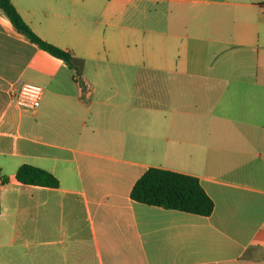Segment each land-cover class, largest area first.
Returning <instances> with one entry per match:
<instances>
[{"label":"crops","instance_id":"obj_1","mask_svg":"<svg viewBox=\"0 0 264 264\" xmlns=\"http://www.w3.org/2000/svg\"><path fill=\"white\" fill-rule=\"evenodd\" d=\"M136 1L11 0L81 78L0 8V264H264V0L226 25ZM21 79L44 88L35 109L13 100ZM25 163L59 186L18 182ZM150 167L198 177L213 212L133 200Z\"/></svg>","mask_w":264,"mask_h":264},{"label":"trees","instance_id":"obj_2","mask_svg":"<svg viewBox=\"0 0 264 264\" xmlns=\"http://www.w3.org/2000/svg\"><path fill=\"white\" fill-rule=\"evenodd\" d=\"M0 8L20 33L41 49L63 60L76 71L78 78H81L84 58L41 38L22 18L11 0H0ZM16 179L24 185L59 186V180L53 173L27 163L17 169ZM8 180V177H4L2 181L8 182ZM130 195L133 200L142 203L203 216L210 215L215 206L198 177L158 167L147 169L132 187Z\"/></svg>","mask_w":264,"mask_h":264},{"label":"rangeland","instance_id":"obj_3","mask_svg":"<svg viewBox=\"0 0 264 264\" xmlns=\"http://www.w3.org/2000/svg\"><path fill=\"white\" fill-rule=\"evenodd\" d=\"M146 1V0H145ZM138 4H142V0L136 1ZM236 0H178L176 1V6H174V9L178 10H199V9H205L209 10L212 13V22L214 25L223 24L226 25L227 19L226 18H220L221 15H230L234 14L236 10L238 9L237 4L235 3ZM149 3V8H154V4H150L153 2H147V5ZM163 9L167 10L169 8L168 3H163ZM168 6V7H167ZM229 20V19H228ZM137 54L141 53V47L139 46L137 49ZM120 52L112 50L111 51V58H117L116 53ZM129 49H127V59L129 57ZM95 57L97 59L106 60L107 58H110V55H108V51L106 50V46L104 45L103 41L101 40L100 45L98 46V49L95 52ZM132 67L127 63V89H134L133 81L131 78V71Z\"/></svg>","mask_w":264,"mask_h":264},{"label":"built area","instance_id":"obj_4","mask_svg":"<svg viewBox=\"0 0 264 264\" xmlns=\"http://www.w3.org/2000/svg\"><path fill=\"white\" fill-rule=\"evenodd\" d=\"M43 95V86L29 80H19L12 90L13 100L22 110L35 109L39 105Z\"/></svg>","mask_w":264,"mask_h":264},{"label":"water","instance_id":"obj_5","mask_svg":"<svg viewBox=\"0 0 264 264\" xmlns=\"http://www.w3.org/2000/svg\"><path fill=\"white\" fill-rule=\"evenodd\" d=\"M80 82H81L82 85H84V81L83 80H81Z\"/></svg>","mask_w":264,"mask_h":264}]
</instances>
